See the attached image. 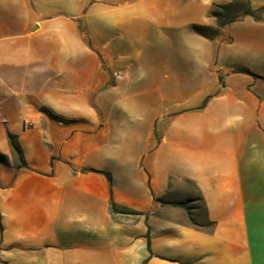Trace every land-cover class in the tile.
<instances>
[{
  "label": "crops",
  "instance_id": "1",
  "mask_svg": "<svg viewBox=\"0 0 264 264\" xmlns=\"http://www.w3.org/2000/svg\"><path fill=\"white\" fill-rule=\"evenodd\" d=\"M233 1L0 0V264H264V12L217 27Z\"/></svg>",
  "mask_w": 264,
  "mask_h": 264
},
{
  "label": "trees",
  "instance_id": "2",
  "mask_svg": "<svg viewBox=\"0 0 264 264\" xmlns=\"http://www.w3.org/2000/svg\"><path fill=\"white\" fill-rule=\"evenodd\" d=\"M235 0L228 5H216V7H218L219 9L222 10V13L214 11L213 15L214 17L217 19V24L218 27H223L224 25L233 22L235 20H238L239 18L243 17L244 15H251L253 16L256 20H262L263 19V12H264V5L255 9L251 6V4L249 3L248 0H244V9L240 12V11H236L233 12L232 11V6L234 5ZM257 13H259L257 15ZM204 26L201 25H194L193 29L200 33L205 35L202 31L201 28ZM206 103V101L204 102V104ZM9 136V140L11 142V147H12V152L13 154H17L20 157V166H26V163L23 159L22 153H21V149L20 147L16 144L15 142V137L11 134L8 135ZM0 162H9V158L5 155L0 153ZM110 207H111V211L113 213H123V214H129V215H137L140 214V212L133 210V209H129L127 207H123V206H119L118 204H116L112 199L110 202Z\"/></svg>",
  "mask_w": 264,
  "mask_h": 264
},
{
  "label": "rangeland",
  "instance_id": "3",
  "mask_svg": "<svg viewBox=\"0 0 264 264\" xmlns=\"http://www.w3.org/2000/svg\"><path fill=\"white\" fill-rule=\"evenodd\" d=\"M87 2H89L90 4L92 3H96L100 6V9L98 10V15H104V6L106 4V0H87ZM244 0H235V3L234 5L232 6V11L233 12H236V11H242L244 9ZM213 11H217V12H220L222 13V10L219 9L218 7H214ZM84 12H87V14H84ZM89 13V9L88 7L85 8L83 10V14L82 16H85V15H88ZM259 13H257L258 15ZM217 20V19H216ZM217 27H218V24H217ZM217 27H202L201 28V31L205 34V35H208V36H214V34L216 33L217 31ZM80 28H81V31L82 33L86 36L87 40H88V44H89V47L95 49V48H98V49H101V50H105V38H104V25L102 24H96V25H91L90 23H87L85 21H82L80 23ZM91 31L94 32V35L95 33L98 34V37L101 39V40H97L95 38V36L93 35L94 38H90V35H91ZM104 65L105 63V60L103 59L101 61ZM14 156V162L15 164H20V157L19 155L17 154H13Z\"/></svg>",
  "mask_w": 264,
  "mask_h": 264
}]
</instances>
